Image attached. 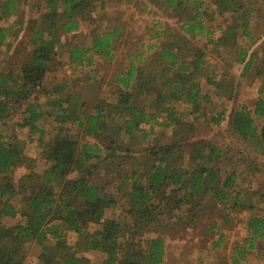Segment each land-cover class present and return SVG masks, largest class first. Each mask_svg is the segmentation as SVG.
<instances>
[{
  "label": "trees",
  "instance_id": "obj_1",
  "mask_svg": "<svg viewBox=\"0 0 264 264\" xmlns=\"http://www.w3.org/2000/svg\"><path fill=\"white\" fill-rule=\"evenodd\" d=\"M21 1L0 0V54L27 38L21 61L0 63V126L18 119L28 134L0 131V264H88L85 253L96 264H164L166 240L199 227L221 247L218 228L238 219L225 211L253 195L237 189L240 174H264V98L240 104L229 71L264 82L258 0H38L33 17ZM109 2L153 7L179 26L153 24L127 44L126 13H108ZM120 49L128 64L117 65ZM99 62L114 66L110 78L91 75ZM217 102L226 107L212 112ZM223 125L256 153L243 171L229 148L200 137ZM242 207L247 238L232 264L264 242V213Z\"/></svg>",
  "mask_w": 264,
  "mask_h": 264
},
{
  "label": "rangeland",
  "instance_id": "obj_2",
  "mask_svg": "<svg viewBox=\"0 0 264 264\" xmlns=\"http://www.w3.org/2000/svg\"><path fill=\"white\" fill-rule=\"evenodd\" d=\"M38 0H22V4H24V10L27 11V15L30 17L34 16V4ZM264 5L262 6V8ZM121 10L125 11V21L127 23L125 28V39L129 42L134 39V36H138L144 33L145 30L151 29V25L153 24H160L161 26H170L172 28H178V23L172 19L165 17L161 13L157 12L153 7L149 10L151 13H140L137 10H134L131 6L123 5L116 2H109L107 5V12L113 13L114 11ZM137 11V12H136ZM7 23H2L3 25H7ZM218 36V35H216ZM146 38V36H145ZM27 42L26 36H20L17 40L14 41L13 51L6 56L5 54H0V63L5 68L9 67L10 64L21 57L20 61L25 56L24 51H19V48ZM201 42V41H200ZM126 43V41H125ZM126 49L122 51L120 49L118 56H117V65L121 62L128 64L129 62L125 60ZM19 56V57H18ZM98 68H100L97 74H91L96 79H107L110 78V75L114 71V66H109V71L102 70L100 62L97 63ZM97 70L96 66L91 67ZM93 71V70H92ZM230 73L237 79L238 87H239V103L245 104L246 106L250 107L253 100L257 97L264 98L263 93L261 92V87L264 84L263 80L257 77L253 78H241L239 68H229ZM71 72L69 69H66L63 72L64 77H72ZM75 76V75H74ZM224 104L222 102L215 103L214 107L212 108V112H216L217 110L223 109ZM231 106L229 107V109ZM234 108V106H233ZM18 119L12 120L7 126H0V131L7 136H17L19 140L26 141L28 134L26 131L18 130L15 126ZM261 123L258 124L260 126ZM47 137H52L54 135V127L51 125L50 121H48L43 126ZM211 129V130H210ZM205 129L201 132L200 137L205 139L211 144H215L220 147H227L230 149L228 153V158L232 161H235L234 168L239 167L240 171H243L247 168L249 162H242V158L246 160L252 159L256 156L254 149L247 145V148L244 144L234 138L229 131H226L225 126L219 128H210ZM26 153L29 155L36 156V150L33 144L26 143ZM43 166V163L40 162ZM24 171L20 170L19 175L22 174ZM241 180L239 181L240 185L237 189L240 191L246 192V197L250 194H253L251 197V202H247L250 198L245 197V201L250 206H255V211L257 213H264V204L257 206L259 200L261 198L264 199V174L259 175L258 177H252V179H247L243 182L242 178L246 175L241 173ZM95 181L98 183H102L104 178L102 177L101 172L96 174ZM257 195H254L256 194ZM243 204V205H244ZM242 205V206H243ZM238 207L236 209H230L225 212H238V219H233L232 226L229 229H225L224 227H219L218 232L219 234H223V242L221 243V247H213L214 243L219 240V235L214 233L204 234L202 227L196 228L194 230L189 231L188 235L182 236L179 238H175L172 240H166L165 242V258L164 264H196L198 260H202L203 263H208V261H212V264H232L230 263V256L236 255L235 250L239 247L243 246L244 241L247 238V233L245 229V224L247 218L249 217V212H243V207ZM220 222V221H218ZM69 242L73 244L76 240V236L69 235ZM83 257L88 260V264H96L100 262L101 256L94 255L92 253H85ZM26 264H37L35 258L30 256ZM243 264H264V242H258L256 246V250L248 254Z\"/></svg>",
  "mask_w": 264,
  "mask_h": 264
},
{
  "label": "crops",
  "instance_id": "obj_3",
  "mask_svg": "<svg viewBox=\"0 0 264 264\" xmlns=\"http://www.w3.org/2000/svg\"><path fill=\"white\" fill-rule=\"evenodd\" d=\"M204 1V0H202ZM240 1H244V0H240ZM263 11H262V21L264 23V7L262 8V6L264 5V0H258V3H256ZM131 6V5H130Z\"/></svg>",
  "mask_w": 264,
  "mask_h": 264
}]
</instances>
